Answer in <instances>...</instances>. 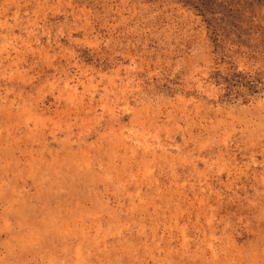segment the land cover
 I'll return each instance as SVG.
<instances>
[{
    "label": "rangeland",
    "instance_id": "rangeland-1",
    "mask_svg": "<svg viewBox=\"0 0 264 264\" xmlns=\"http://www.w3.org/2000/svg\"><path fill=\"white\" fill-rule=\"evenodd\" d=\"M0 264H264V0H0Z\"/></svg>",
    "mask_w": 264,
    "mask_h": 264
}]
</instances>
